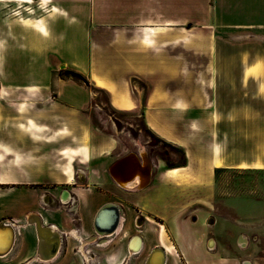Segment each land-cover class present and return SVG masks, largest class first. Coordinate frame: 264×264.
Returning a JSON list of instances; mask_svg holds the SVG:
<instances>
[{"label": "crops", "instance_id": "obj_1", "mask_svg": "<svg viewBox=\"0 0 264 264\" xmlns=\"http://www.w3.org/2000/svg\"><path fill=\"white\" fill-rule=\"evenodd\" d=\"M48 1L58 14L48 20L46 34L35 26L12 29L0 22V64L3 54L29 46L42 57L37 67L42 83L28 86L19 102L4 95L0 67V121L10 120L23 139L0 143V224L15 233L13 248L0 264L87 259L92 245L104 251L100 264H128V241L112 244L124 231L123 226L119 232L122 219L116 237H95L93 219L105 204L115 205L126 224L136 212L146 219L138 233L141 264L154 248L163 250L164 264H239L240 255L218 252L219 241L203 221L214 215L210 196L216 169L264 171V0ZM63 27L74 28L84 45L74 40L64 48ZM173 30L196 37L191 48L180 41L182 51H195L194 73L181 58L173 75ZM33 38L39 46L28 41ZM50 54L52 61L45 62ZM62 67L103 91L113 111L140 115L155 136L184 151L186 166L154 172L140 151L132 154L148 167V177L128 185L115 182L109 168L124 156L117 153L114 137L91 123V90L59 76ZM241 91L242 105H237ZM23 105L40 121H18ZM185 195L205 197L181 204ZM31 216L60 237L51 261L38 256ZM192 216L201 219L200 227L191 223ZM130 229L127 235L137 234ZM208 237L217 246L212 255L204 248Z\"/></svg>", "mask_w": 264, "mask_h": 264}, {"label": "rangeland", "instance_id": "obj_2", "mask_svg": "<svg viewBox=\"0 0 264 264\" xmlns=\"http://www.w3.org/2000/svg\"><path fill=\"white\" fill-rule=\"evenodd\" d=\"M30 1L31 3H26L24 0H0V22L6 21L14 29L18 28V26H23L20 19L45 18L48 22L50 18L58 14L54 13L53 16H50V8L54 3L46 2L43 4L42 0ZM190 27L192 25L185 26L184 28L189 30ZM62 33L63 41L61 45L64 48L68 45H73L74 40L80 46L85 43L84 38L76 33L72 27H63ZM158 36L163 40V35ZM170 38L172 42L173 75L178 74L180 71L178 63L181 58L187 59V69L194 73L195 51H190V49L189 51H182L180 47V41L188 45V48L194 45L196 37L193 32L188 33L182 30H173ZM28 41L35 47L39 46L34 38ZM27 46L29 45L26 42ZM66 52L68 51L66 50ZM52 58L51 54L46 55L45 62L52 61ZM41 60V55H37L35 49H32L30 46L25 52L12 49L10 52L3 54L0 67L2 73L5 75L2 81L3 88L5 89L4 95L19 102L24 99L28 86L42 83L37 73V67L40 65ZM57 72L58 70L56 69L53 73L57 74ZM242 96V91L237 92V105H242ZM88 113L94 126L98 127L103 133L114 137L117 142V153L122 156L129 153L139 154L140 151H143L149 163H152L154 172L158 169L170 168L181 161L180 153L164 143L157 142L147 133L140 115L113 111L109 107L105 94L94 95L91 102V110ZM27 118L32 119L34 122L40 121L34 110L23 105L17 119L18 121L25 122ZM21 140H23L21 133L16 128L10 126V120L0 121L1 144L13 145ZM62 161L63 165L64 163L66 165L68 162L66 159ZM203 197L205 196H180V202L181 204L187 201L192 202L200 200ZM210 198L214 203V215L209 216L213 218V225L210 227L206 225V221L209 218L207 217L203 221V228H206L219 241L218 252L227 257L241 256L239 264H243L245 261L250 263L253 260L257 264H264V171L254 169L221 171L215 174L214 192ZM200 220V218L199 220L195 219V222L191 223L198 224V228L200 227ZM128 228L130 229V224H128ZM122 235L123 233L114 239L113 246L124 245L125 239L122 241ZM240 236L246 239L244 247H241L238 242ZM209 238L212 237H208L205 240L204 248L208 254L212 255L215 254L212 252L216 250L217 246L215 244L213 250H208L206 242ZM92 248L93 251L87 256V260L83 257L81 259L76 257L67 262L66 258H62L54 264H100L101 260H104V251H101V248H97L94 245H92ZM142 260L143 256L131 258L128 264H141Z\"/></svg>", "mask_w": 264, "mask_h": 264}, {"label": "bare ground", "instance_id": "obj_3", "mask_svg": "<svg viewBox=\"0 0 264 264\" xmlns=\"http://www.w3.org/2000/svg\"><path fill=\"white\" fill-rule=\"evenodd\" d=\"M24 2L31 3L30 0H24ZM46 2H49V1L43 0V4H45ZM50 11H51L50 16H53L54 13L58 12V9L54 6H52L50 8ZM20 22L22 23L23 26H35L41 32L46 34V31H47L46 23H47V21L45 18H37V19H32V20L31 19H28V20L20 19ZM0 56H1V51H0ZM125 157L126 158L124 160L119 162L117 165H115L111 169V174L115 178L116 182L128 185L132 182H135V181L139 182L142 179H145V177L146 178L148 177V174H149L148 167H146L144 164H141L134 154L129 153ZM177 172L178 171H176V170H172L170 172V174L176 175ZM109 211H111L115 214L119 213V210H117L115 207L111 206V208H106L104 210V214L100 215L99 217L101 219V224L104 226L105 229H107L109 231H113V229L115 228L114 224L117 222L116 223L117 224L116 230L113 232V233H115L119 227L120 216L117 217V219H113V221H111V219L109 218V214H108ZM94 218H95V216H94ZM30 219L33 223H36L38 226L39 237L37 236V234H36V236H37V240H38L37 253H38L39 258L42 257V258H40L42 261L53 260L56 257V255L60 249L59 248L60 243H61L60 237L57 234H55L54 231H52L48 228H41V221H40L39 217L31 216ZM44 227H46V226H44ZM112 235L100 237V236H96V234H95V237L103 239V238L110 237ZM162 237H164L163 238V241H165L164 243L168 244L166 241V238H165L166 235L164 234V231H162ZM14 239H15V233H14V230L12 229V227H10L8 225L4 229L0 228V258L5 257L6 255H8L10 253V251L12 250L13 245H14ZM40 240H41V242H40ZM83 244L84 243L82 242V246H83ZM79 249L81 250L82 247H79ZM155 251H161V249L156 248L153 251V253ZM162 252H163V250H162ZM42 253L44 255H42ZM153 253H152V255H153ZM152 255L150 256L149 261H150ZM149 261L147 264H149ZM156 262H157V264H164V257L162 254L159 255L158 260Z\"/></svg>", "mask_w": 264, "mask_h": 264}, {"label": "flooded vegetation", "instance_id": "obj_4", "mask_svg": "<svg viewBox=\"0 0 264 264\" xmlns=\"http://www.w3.org/2000/svg\"><path fill=\"white\" fill-rule=\"evenodd\" d=\"M136 216H138V218H136ZM120 219H122L123 221H122V223H121V228H120V230H119V232H121L122 230H123V226H124V231H123V235H122V237H121V239H122V241L125 239V243L128 241V244H127V249H126V254L128 255V257H129V260L131 259V258H136V257H139V256H143V248H141L142 247V237L138 234V233H140L141 232V230H142V228H143V226H144V224H145V221H146V219L140 214V213H138V212H136L135 213V215H134V217L132 218V220H131V222L129 223H127L126 224V220L124 219V218H121L120 217ZM121 221V220H120ZM125 222V223H124ZM128 224H130V228L132 229V231L134 232V233H137V234H130V235H127V231L125 230V229H127V227H128ZM115 233H117V232H115ZM138 236L137 238H136V240H134L132 243H131V245H130V240H131V238L133 237V236ZM119 236V235H118ZM113 237H116V234H114V235H112L111 237H109V238H113ZM104 239H108V238H104ZM82 242L83 241H81V244H80V246L79 247H83L82 246ZM106 242V241H105ZM105 242L104 241H100V243L98 244V245H104L105 244ZM84 243V242H83ZM125 243H124V246H125ZM164 243V242H163ZM165 244V243H164ZM84 245V244H83ZM169 246V245H168ZM167 246V247H168ZM60 248V247H59ZM130 248V249H129ZM156 248H154L153 250H155ZM138 250V251H137ZM141 250V251H140ZM162 250V249H161ZM137 251V252H136ZM140 251V252H139ZM130 252H132V253H130ZM152 252V251H151ZM151 252H150V254H151ZM138 253V254H137ZM136 254V255H135ZM149 254V255H150ZM163 255V257H164V260H165V254H164V252H162V251H155L154 253H153V255H152V257H151V259H150V261H149V264H157V260H158V257H159V255ZM42 255H44L43 253H42ZM149 257V256H148ZM146 263V262H145ZM122 264H126V262L124 261Z\"/></svg>", "mask_w": 264, "mask_h": 264}, {"label": "trees", "instance_id": "obj_5", "mask_svg": "<svg viewBox=\"0 0 264 264\" xmlns=\"http://www.w3.org/2000/svg\"><path fill=\"white\" fill-rule=\"evenodd\" d=\"M59 75L62 77V78H65V79H72L73 81L81 84V85H84L85 87L89 88L91 90V92L93 93V97L95 94H104L103 91L99 90V89H96L94 87H91L88 80L80 73L74 71V70H71V69H68V68H61L60 71H59ZM143 124V122H142ZM144 125V124H143ZM144 128L146 129L147 133L154 139L156 140L157 142H161V143H164L165 145L171 147L173 150L177 151L178 153L181 154V161L179 163H177L176 165L170 167V168H181V167H185L186 166V157H185V153L184 151L175 146V145H172L170 143H167L165 141H163L162 139L158 138L157 136H155L145 125H144ZM221 170L219 169H216L215 170V174H218L220 173Z\"/></svg>", "mask_w": 264, "mask_h": 264}, {"label": "water", "instance_id": "obj_6", "mask_svg": "<svg viewBox=\"0 0 264 264\" xmlns=\"http://www.w3.org/2000/svg\"><path fill=\"white\" fill-rule=\"evenodd\" d=\"M63 68V67H62ZM126 157L124 156V157H122L121 159H119L118 161H116L112 166H110V168H109V174H110V176L112 177V179L116 182V180H115V178L113 177V175L111 174V169L115 166V165H117L119 162H121L122 160H124ZM118 183V182H117ZM119 184V183H118ZM111 206L112 207H115L117 210H118V208L115 206V205H113V204H105V205H103L98 211H97V213H96V215H95V218H94V220H93V230H94V233L96 234V236H100V237H102V236H109V235H114L115 233H113L115 230H116V227H117V222L114 224L115 225V228L113 229V231H109V230H107V229H105L104 228V226L101 224V219H100V215H102V214H104V210L106 209V208H111ZM109 218L111 219V221H113V219H117V217H119L120 216V212L119 213H113V212H111V211H109ZM41 221V220H40ZM33 223V222H32ZM6 226H8V224L7 223H2V224H0V228L1 229H4ZM34 226H35V231H36V234H37V236L39 237V233H38V226H37V224L36 223H34ZM41 228H48V229H50L51 230V228L50 227H42L41 226ZM55 234H57L58 235V233H56V232H54ZM59 236V235H58ZM40 242H41V240H40ZM42 245V244H41ZM212 244H210L209 246H211ZM153 251L154 250H152V252H151V254L149 255V257H148V259H147V261H146V264L148 263V261H149V258H150V256L152 255V253H153ZM162 251V250H161ZM42 258V257H41Z\"/></svg>", "mask_w": 264, "mask_h": 264}, {"label": "built area", "instance_id": "obj_7", "mask_svg": "<svg viewBox=\"0 0 264 264\" xmlns=\"http://www.w3.org/2000/svg\"><path fill=\"white\" fill-rule=\"evenodd\" d=\"M64 194H65V191L63 192ZM68 202V200H65V201H61V203L62 204H65V203H67ZM136 218H138V216H136ZM190 220H191V222H195V217H190ZM206 225L207 226H212L213 225V218H208V220L206 221ZM138 236L136 235V236H133L132 238H131V240H130V245H131V243L134 241V240H136V238H137ZM239 243H240V246L241 247H244L245 246V244H246V239L245 238H242L241 236L239 237V241H238ZM210 244H212L211 246H209ZM215 245H214V241H213V239L212 238H209L208 240H207V242H206V247H207V249L208 250H213V247H214ZM130 253H132V252H130ZM243 264H250L248 261H245Z\"/></svg>", "mask_w": 264, "mask_h": 264}]
</instances>
